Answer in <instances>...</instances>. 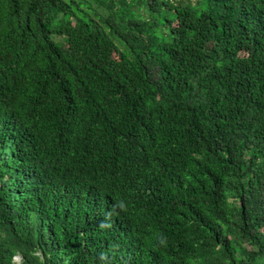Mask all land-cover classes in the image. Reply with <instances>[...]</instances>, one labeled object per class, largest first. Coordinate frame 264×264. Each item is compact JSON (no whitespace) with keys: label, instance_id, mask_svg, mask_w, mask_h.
<instances>
[{"label":"trees","instance_id":"1","mask_svg":"<svg viewBox=\"0 0 264 264\" xmlns=\"http://www.w3.org/2000/svg\"><path fill=\"white\" fill-rule=\"evenodd\" d=\"M0 264H264V0H0Z\"/></svg>","mask_w":264,"mask_h":264},{"label":"rangeland","instance_id":"2","mask_svg":"<svg viewBox=\"0 0 264 264\" xmlns=\"http://www.w3.org/2000/svg\"><path fill=\"white\" fill-rule=\"evenodd\" d=\"M16 261H17V262L21 261L20 256H17V257H16Z\"/></svg>","mask_w":264,"mask_h":264}]
</instances>
